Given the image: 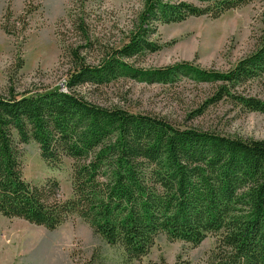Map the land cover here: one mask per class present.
Masks as SVG:
<instances>
[{"label": "trees", "instance_id": "trees-1", "mask_svg": "<svg viewBox=\"0 0 264 264\" xmlns=\"http://www.w3.org/2000/svg\"><path fill=\"white\" fill-rule=\"evenodd\" d=\"M253 1L144 0L128 41L105 50L96 65L80 55L92 44L80 18L75 29L87 44L71 46L74 67L62 85L20 91L11 84L0 93V214L49 230L77 215L121 249V264H169L163 257L143 262L161 234L194 246L217 235L207 264H264V139L181 126L162 115L99 104L76 91L86 83L98 87L122 78L173 84L189 76L215 85L197 113L226 99L264 113V98L240 91L264 77V32L227 71L189 61L138 65L163 48L151 39L157 24L219 18ZM34 10L27 6L14 18L8 7L3 29L9 34L25 29ZM23 65L20 61L16 70ZM31 141L51 167L72 160L71 197H62L54 178L26 180L23 145Z\"/></svg>", "mask_w": 264, "mask_h": 264}, {"label": "rangeland", "instance_id": "rangeland-1", "mask_svg": "<svg viewBox=\"0 0 264 264\" xmlns=\"http://www.w3.org/2000/svg\"><path fill=\"white\" fill-rule=\"evenodd\" d=\"M143 4L144 0H84L83 5L79 0H0V93L11 84L20 91L62 85L74 67L71 46L87 44L82 31L75 29L80 18L87 24L92 43L80 55L87 63L98 64L105 50L128 41ZM27 6L35 8L27 17V27L7 33L2 27L6 9L15 18L25 14ZM156 27L151 39L163 48L148 53L138 65L158 68L189 61L201 68L227 71L255 48L264 32V0H254L219 18L190 17ZM20 61L24 65L17 71ZM214 88L212 83H195L182 76L173 84L122 78L98 87L86 83L76 91L90 101L162 115L181 126L263 140L264 113L247 111L228 99L197 113ZM240 91L264 98V77L247 82ZM72 164L65 158L61 165L51 167L35 142L23 145L26 180L41 183L54 178L64 198L72 196ZM217 239L209 234L194 246L161 234L143 262L163 257L169 264H207ZM122 260L121 249L107 244L77 215L49 230L0 214V264H121Z\"/></svg>", "mask_w": 264, "mask_h": 264}]
</instances>
